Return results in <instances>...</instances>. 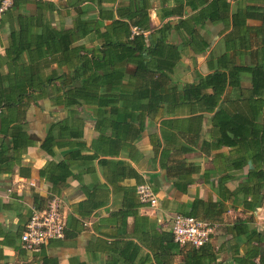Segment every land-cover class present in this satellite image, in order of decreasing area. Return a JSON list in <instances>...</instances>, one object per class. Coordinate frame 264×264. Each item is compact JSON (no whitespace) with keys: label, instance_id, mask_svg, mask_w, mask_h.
I'll list each match as a JSON object with an SVG mask.
<instances>
[{"label":"trees","instance_id":"1","mask_svg":"<svg viewBox=\"0 0 264 264\" xmlns=\"http://www.w3.org/2000/svg\"><path fill=\"white\" fill-rule=\"evenodd\" d=\"M153 3L158 26L151 23ZM195 9L196 13H188ZM248 17L253 14H230L226 0H14L0 18V25L9 29L4 54H0V110L19 107L20 122H24L27 108L43 99L67 110L49 125L40 146L51 156L55 148L67 149L62 160H51L40 170L53 186L65 181L72 166L89 164L99 156L105 165L108 160L103 157L129 152L151 119L161 122L162 135L174 128L183 136V142L176 145L168 131L160 161L167 169L177 167L183 185L178 181L173 185L187 192L188 178L197 168L170 153L194 150L201 123L209 122L202 151L209 154L226 148L227 155L222 154L226 160H221L228 161L230 171H240L248 163L251 167L246 174L228 173L220 178L223 183L239 180L233 189L226 187L221 192L220 200L194 198L183 214L221 223L230 207L236 209L241 204L250 216L232 224L225 222V242L233 249L232 263L264 264L260 251L264 234L260 227L252 226L253 215L264 202V54L261 56L248 42L243 47L249 50L248 63L241 60L237 64L227 53L211 55L209 73H196L192 81L174 78L188 51L202 54L209 47L202 31L207 21L226 27L231 23L234 28L225 36L226 50L242 57L236 46L228 45V39L250 41L257 31L237 26L245 24ZM243 76L249 77V87L243 86ZM228 89L230 93H226ZM85 122H94L97 132L89 145L83 140ZM139 183L136 180L134 190ZM129 190L124 197L129 200L127 208L115 215L135 214L132 209L141 205ZM58 193L53 190L49 199ZM92 203V197L91 205L78 202L72 206L73 212L84 219L98 207ZM83 228L81 220L69 214L63 237L74 238ZM214 237L194 247L181 245L172 232H164L152 235L149 244L181 251L182 264H223L217 261L221 246L215 248Z\"/></svg>","mask_w":264,"mask_h":264},{"label":"crops","instance_id":"2","mask_svg":"<svg viewBox=\"0 0 264 264\" xmlns=\"http://www.w3.org/2000/svg\"><path fill=\"white\" fill-rule=\"evenodd\" d=\"M226 1L229 4L230 14L236 12L253 14V17L245 20V24L237 25L242 29L243 26H247L257 31L250 41L239 38L228 39V45L236 46V52L241 53L242 57L233 55L232 49L226 50L225 36L234 28L231 23L226 27L221 22L207 21L202 31L209 41V47L202 54L188 51L181 59V67H178L175 79L181 82L192 81L196 73L202 75L209 73L208 61L211 55L219 56L227 53L234 57L237 64L241 60L243 63H248L249 50L243 48L248 42H251L253 49L263 56L264 0ZM156 10V3H153L150 16L154 26L159 25ZM196 12V9L188 10L189 14ZM173 19L176 20L175 17ZM55 23L59 24L57 18ZM8 33V26L0 25L1 55L4 54ZM242 79L243 86L249 87V77L243 76ZM228 92L230 93L229 89L226 93ZM66 112L63 106L54 107L49 99L40 100L38 105L31 104L24 113V122L22 119L20 122L19 107L0 110V264H182L181 251H166L163 246H152L149 244L151 236L171 232L172 215L188 211L194 198L220 200L221 192L226 187L233 189L239 181L226 180L223 183L220 178L228 173L246 174L251 167L248 163L240 171H230L227 167L228 161L221 160L222 158L226 160V156H222L223 153L227 155L226 148L209 154L203 152L201 142L207 136L209 122H202L199 129L200 137L194 150L183 154L178 150L170 153L197 168L188 178L190 180L188 191L182 192L173 185L175 181L179 183L183 181L181 176L176 174L177 167L174 166L172 170L163 167L160 152L162 141L168 131L176 136H172L176 145L183 142V136H180L174 128L165 130V135H162L161 122L148 119L144 130L134 140L129 152L119 151L114 157H103L108 160L105 165L101 164L99 160L102 156H99L92 162L89 161V164L80 163L72 166L71 173L65 181L53 186L47 177L40 175V170L51 160L55 162L62 160L67 149L55 148V155L51 156L40 146L49 125L62 118ZM93 127L94 122H85L83 140L87 145L97 137ZM83 152L86 150L84 149ZM170 163L176 164L170 161L166 164L170 165ZM136 180L151 186L157 197V206L151 207L139 201L141 205L138 207L134 209L129 207L135 214L132 213L127 217L115 215L118 210L127 208L129 200L124 198L127 189L133 191L135 198L137 197L134 192ZM56 189L59 191L57 197L61 201L65 220L67 221L69 214L75 215L83 223V230L74 238L53 239L44 245L43 249L39 248L36 251L24 249L20 235L32 208L47 203L53 190ZM91 197L92 204L98 203L96 204L98 207L82 219L73 212L72 206L81 201H87L91 205ZM136 199L139 200L138 197ZM261 209L253 215V227H259L258 218ZM248 216L250 213L244 211L241 204L236 209L230 207L223 215V222L219 223L214 233L215 237L212 239L217 250L221 246L217 261L233 264L231 256L233 249L230 247V242H225V222L232 224L235 220H242ZM104 241L106 245H100ZM124 242H131L132 245L125 246ZM260 248L261 253L264 254V244H261ZM254 260L258 262L257 258Z\"/></svg>","mask_w":264,"mask_h":264},{"label":"built area","instance_id":"3","mask_svg":"<svg viewBox=\"0 0 264 264\" xmlns=\"http://www.w3.org/2000/svg\"><path fill=\"white\" fill-rule=\"evenodd\" d=\"M14 0H0V18ZM136 195L142 204L157 206V197L151 186L141 182L136 186ZM65 216L59 197L53 196L41 208L33 207L21 232L20 241L24 249L36 251L49 241L62 238ZM258 225L264 234V202L259 214ZM219 223H212L192 215L175 213L171 218L170 231L174 240L181 245L198 247L211 240Z\"/></svg>","mask_w":264,"mask_h":264},{"label":"rangeland","instance_id":"4","mask_svg":"<svg viewBox=\"0 0 264 264\" xmlns=\"http://www.w3.org/2000/svg\"><path fill=\"white\" fill-rule=\"evenodd\" d=\"M173 215H174V214H173ZM173 215H172V216H173ZM171 218H172V217H171Z\"/></svg>","mask_w":264,"mask_h":264}]
</instances>
